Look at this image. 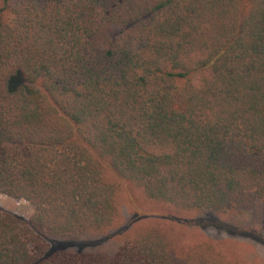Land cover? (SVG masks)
<instances>
[{"label": "trees", "instance_id": "1", "mask_svg": "<svg viewBox=\"0 0 264 264\" xmlns=\"http://www.w3.org/2000/svg\"><path fill=\"white\" fill-rule=\"evenodd\" d=\"M134 188L264 211V0H0V193L34 207H0V264H239L117 227Z\"/></svg>", "mask_w": 264, "mask_h": 264}, {"label": "rangeland", "instance_id": "2", "mask_svg": "<svg viewBox=\"0 0 264 264\" xmlns=\"http://www.w3.org/2000/svg\"><path fill=\"white\" fill-rule=\"evenodd\" d=\"M104 177L109 182L117 181L111 170H106ZM124 186L126 183H123ZM130 193L119 189L116 194L120 212L117 227L127 224L134 214L140 212L147 218L137 222L132 231L154 226L175 245L210 239L221 249L238 256L239 264H264V211L254 209L235 214L231 219L210 211H154L139 189L134 188ZM0 207L23 217H29L34 211L30 202L2 193Z\"/></svg>", "mask_w": 264, "mask_h": 264}]
</instances>
